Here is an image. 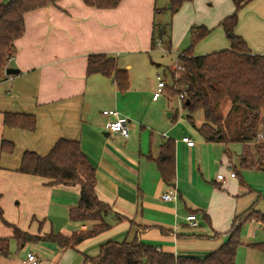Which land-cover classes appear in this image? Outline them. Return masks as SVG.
I'll return each mask as SVG.
<instances>
[{
  "label": "crops",
  "instance_id": "obj_1",
  "mask_svg": "<svg viewBox=\"0 0 264 264\" xmlns=\"http://www.w3.org/2000/svg\"><path fill=\"white\" fill-rule=\"evenodd\" d=\"M220 1L225 8L216 29L211 26L215 24L201 23L212 31L197 43L195 55L230 46L219 22L234 10V4ZM156 8L157 0H122L114 8L58 0L25 15V31L8 62V67L19 72L0 81V206L4 218L40 236L51 232L72 235L90 227L91 222L69 217L70 208L79 203V185L50 184L47 178L18 171L26 150L46 154L59 138L80 142L95 167L97 194L111 207L105 217L111 227L76 246L61 247L50 240L19 244L11 239L10 248L13 242L23 249L30 244L33 248L27 254L34 253L39 264H91L85 256H96L108 240L136 239L175 256L204 257L227 241L236 215L251 207L264 213V185L251 176L264 168H242V151L234 159L229 149L216 166L203 149L218 142L193 138L196 143L189 146L181 141L184 134H192L180 124L179 109L167 108L160 102L162 96L152 98L157 82L147 55L153 51ZM238 16L236 32L254 52L264 54V0H249ZM162 45L157 42L156 47ZM94 53L112 55L120 68L128 69L125 91L119 90L112 77L88 74V59ZM110 108L128 118V137L108 130L109 117L102 111ZM6 112L34 114L35 130L6 125ZM166 137L176 145L174 186L165 184L155 162ZM3 139L15 143L12 153L1 149ZM174 191L177 200L162 199L163 192ZM189 214L195 215L198 225L187 222ZM13 231L0 218V236L12 237ZM261 236L264 224L259 220L244 225L239 248L251 249L243 264H264V257H256L251 245L252 239ZM26 258L24 252L14 257L0 255V264H25Z\"/></svg>",
  "mask_w": 264,
  "mask_h": 264
},
{
  "label": "trees",
  "instance_id": "obj_2",
  "mask_svg": "<svg viewBox=\"0 0 264 264\" xmlns=\"http://www.w3.org/2000/svg\"><path fill=\"white\" fill-rule=\"evenodd\" d=\"M58 0H0V81L10 76L6 74L8 62L16 51V40L25 31V15L35 9L56 4ZM85 4L98 8L117 7L122 0H83ZM184 0H170V8L178 10ZM249 0H232L234 10L224 17L219 26L223 28L230 46L205 54H194L198 42L206 37L212 28L204 24L191 28L190 45L179 54L178 61L183 70H173L172 83L166 89L173 94L184 93L182 108L187 119L207 142L229 143L240 141L243 150L240 155L242 168H264V141L256 142V133L264 120V54L252 50L247 41L236 32L238 13ZM160 9L156 8L155 12ZM156 25L159 34L165 27L154 22L152 46L157 43ZM171 42H169L170 50ZM88 74L102 73L112 77L120 91L129 87V71L120 68L116 57L105 53H94L88 59ZM165 89V92H166ZM229 107L220 110L223 97ZM201 112L203 120L195 124V114ZM237 115L238 119H234ZM4 123L11 127L33 131L37 118L31 113L6 112ZM15 143L3 139L1 149L12 153ZM155 162L166 185L174 186L176 177V145L172 138H164ZM18 171L47 178L50 184L79 185V203L71 207L69 217L77 222H91L87 230L72 235L51 232L48 235H33L9 223L4 218L0 206V218L12 226L13 236H0V255H10V242L19 244L28 241L50 240L59 246H76L83 240L94 237L109 229L111 224L106 215L111 210L108 203L101 200L96 191L97 178L93 163L83 152L76 139L59 138L46 154L35 150L23 153ZM257 219L264 224V213L249 208L233 219L229 236L215 252L204 256H175L171 252L158 250L153 244L138 241L108 240L100 245L96 256H85L91 264H235L237 250L242 244V229L250 221ZM264 250V242L251 243Z\"/></svg>",
  "mask_w": 264,
  "mask_h": 264
},
{
  "label": "rangeland",
  "instance_id": "obj_3",
  "mask_svg": "<svg viewBox=\"0 0 264 264\" xmlns=\"http://www.w3.org/2000/svg\"><path fill=\"white\" fill-rule=\"evenodd\" d=\"M157 7L160 9V11L157 13L155 12L154 22L162 27H165V33L160 35L157 28L158 26L156 25L155 37L156 41H162L164 46L162 45V47H156L155 45L154 47H150L151 49L153 48V51L150 52L147 57L149 59V63H151L149 64L150 67H153V69H155L154 81L157 82V74L161 72L164 75V78L169 86L172 83L171 72L175 69V64L180 63L178 61L179 54L182 52V50L190 45L191 28L204 22L207 25L215 24L211 26H215L216 29V24L219 20L218 16L222 12V10H224L225 4L220 0H184L181 7L178 10L174 11L170 8V0H157ZM169 42H171L172 46H174L173 49H171L170 47L169 50ZM161 48H164L166 51L161 52ZM156 62L161 63V65L155 64ZM165 94L171 98L170 101H168L165 96H162L160 102L163 103L167 108L168 105L170 109L178 108V119L180 124H182L187 129V131L192 134V138H194L196 141H199L202 136L197 131L196 127L187 119L186 112L182 108L178 95L173 94V92L169 89H166ZM228 107V99L226 96H224L220 104V110L222 112H226ZM194 118L195 124L199 125L202 121V113H196ZM234 119H238V116L235 115ZM242 148L243 143L240 141L216 143L213 146L204 147L203 154L206 156L211 155V157L215 161V165L217 166L220 164V159L223 157V154L227 149L231 151L232 156L234 157V159H236L239 152L242 151ZM227 159L229 160L228 156ZM237 171H239V173L241 174L243 173V170L239 167L238 164ZM251 176L252 178H255L254 180H256V182L264 185V170H255L254 172H252ZM262 241H264V236L252 239L251 242ZM29 248L33 247L28 244V247L23 249V247H15V244L13 242L10 248V256L14 257L24 252V256L26 257L27 250ZM248 249L251 248L243 246L238 249L236 264H243L244 257H246L245 253L249 251ZM32 250L38 252L35 248ZM253 253H256V257H264L263 249L255 247Z\"/></svg>",
  "mask_w": 264,
  "mask_h": 264
},
{
  "label": "built area",
  "instance_id": "obj_4",
  "mask_svg": "<svg viewBox=\"0 0 264 264\" xmlns=\"http://www.w3.org/2000/svg\"><path fill=\"white\" fill-rule=\"evenodd\" d=\"M177 68V69H176ZM176 71L180 72L183 70V66L181 63L175 64V69ZM167 87V82L164 78V75L159 72L157 74V88L152 94V98L154 100L160 98L165 94V89ZM179 101L182 105V100L184 98V93H180L178 95ZM104 115H107L109 117V122H108V130L112 133H118L123 137H128L129 135V124H128V118L124 115H121V113L116 109V108H110V109H104L102 111ZM256 142H262L264 141V120L261 123V126L259 127L257 133H256ZM181 141L187 143L189 146H194L195 145V140L189 135V134H184L181 137ZM231 176H235V172L231 173ZM219 178L224 179L225 176L224 174H219ZM162 199L164 200H177L178 199V193L176 191L174 192H163L161 195ZM187 222L191 226H196L198 225V220L193 214H189L186 216ZM159 250V248H157ZM25 264H39V260L37 259L36 255L32 252H29L27 254V258L25 260Z\"/></svg>",
  "mask_w": 264,
  "mask_h": 264
},
{
  "label": "water",
  "instance_id": "obj_5",
  "mask_svg": "<svg viewBox=\"0 0 264 264\" xmlns=\"http://www.w3.org/2000/svg\"><path fill=\"white\" fill-rule=\"evenodd\" d=\"M19 70L15 67H7L6 68V74H13V73H18Z\"/></svg>",
  "mask_w": 264,
  "mask_h": 264
}]
</instances>
